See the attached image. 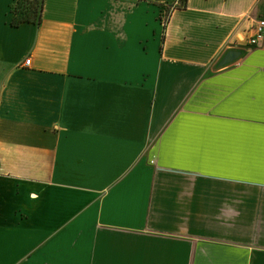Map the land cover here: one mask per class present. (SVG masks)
Wrapping results in <instances>:
<instances>
[{
  "label": "crops",
  "instance_id": "crops-1",
  "mask_svg": "<svg viewBox=\"0 0 264 264\" xmlns=\"http://www.w3.org/2000/svg\"><path fill=\"white\" fill-rule=\"evenodd\" d=\"M15 2L0 264H264V0Z\"/></svg>",
  "mask_w": 264,
  "mask_h": 264
},
{
  "label": "trees",
  "instance_id": "trees-1",
  "mask_svg": "<svg viewBox=\"0 0 264 264\" xmlns=\"http://www.w3.org/2000/svg\"><path fill=\"white\" fill-rule=\"evenodd\" d=\"M180 2L181 6L185 7L186 0H181ZM42 9L43 0H16L10 11L13 16L10 25L12 27H18L23 23L39 24Z\"/></svg>",
  "mask_w": 264,
  "mask_h": 264
},
{
  "label": "built area",
  "instance_id": "built-area-1",
  "mask_svg": "<svg viewBox=\"0 0 264 264\" xmlns=\"http://www.w3.org/2000/svg\"><path fill=\"white\" fill-rule=\"evenodd\" d=\"M180 0H177V3H179ZM264 40V20H258L255 24V27L253 29L252 35L247 38L246 44L250 47L257 46L259 43H261ZM25 66H29L30 60L25 61Z\"/></svg>",
  "mask_w": 264,
  "mask_h": 264
},
{
  "label": "rangeland",
  "instance_id": "rangeland-1",
  "mask_svg": "<svg viewBox=\"0 0 264 264\" xmlns=\"http://www.w3.org/2000/svg\"><path fill=\"white\" fill-rule=\"evenodd\" d=\"M180 1H181V0H180ZM178 4L181 5V2H179ZM179 5H178V6H179ZM168 11H170V9L166 11V14H165L166 16L164 17V22L166 21V19H167V17H168Z\"/></svg>",
  "mask_w": 264,
  "mask_h": 264
},
{
  "label": "water",
  "instance_id": "water-1",
  "mask_svg": "<svg viewBox=\"0 0 264 264\" xmlns=\"http://www.w3.org/2000/svg\"><path fill=\"white\" fill-rule=\"evenodd\" d=\"M227 55H228V59H230L232 56H234V53L231 52V53H228Z\"/></svg>",
  "mask_w": 264,
  "mask_h": 264
}]
</instances>
